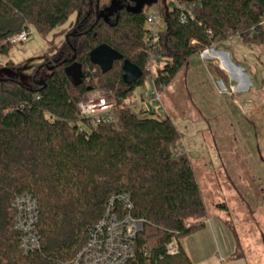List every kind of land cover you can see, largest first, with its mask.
<instances>
[{"label": "trees", "instance_id": "trees-1", "mask_svg": "<svg viewBox=\"0 0 264 264\" xmlns=\"http://www.w3.org/2000/svg\"><path fill=\"white\" fill-rule=\"evenodd\" d=\"M179 1L194 5V20L181 23L169 0H0L3 55L11 48L8 38L21 30L45 35L74 14L62 43L33 69L31 86L17 76L0 77V264L67 263L108 200L121 194L132 202V216L144 220L126 264H192L180 241L204 226L207 210L189 158L173 151L180 132L167 115L123 105L149 75L145 17L156 7L164 25L153 79L163 90L192 56L230 36L264 44V0ZM100 44L138 66L141 77L123 84L121 61L102 73L88 59ZM73 61L82 67L78 86L64 73ZM96 88L113 93L116 122L80 132L78 102ZM22 193L38 205L40 248L27 254L18 249L11 205ZM172 238L178 251L169 254Z\"/></svg>", "mask_w": 264, "mask_h": 264}, {"label": "rangeland", "instance_id": "rangeland-1", "mask_svg": "<svg viewBox=\"0 0 264 264\" xmlns=\"http://www.w3.org/2000/svg\"><path fill=\"white\" fill-rule=\"evenodd\" d=\"M73 20L74 14L45 35L30 27L32 35L26 41L11 44L8 54H0V77L17 76L31 86L33 69L55 52ZM156 27L163 29L161 17ZM212 49L217 52L208 48L192 56L189 66L163 88L161 116H169L180 132L173 151L189 158L207 215L218 213L250 262L264 264V44L230 36ZM9 60L13 66H6ZM151 88L148 75L123 105L148 111L141 98ZM94 93L113 102V93L99 88L84 96Z\"/></svg>", "mask_w": 264, "mask_h": 264}, {"label": "built area", "instance_id": "built-area-1", "mask_svg": "<svg viewBox=\"0 0 264 264\" xmlns=\"http://www.w3.org/2000/svg\"><path fill=\"white\" fill-rule=\"evenodd\" d=\"M170 3L179 11V21L185 23L194 20L193 4H184L179 0H170ZM160 14L156 7L146 14V24L149 34L145 41L148 44V64L145 69L149 72L152 88L144 91L141 100L150 107L148 111L156 115L165 113L161 102V92L154 83L155 64L159 57V33L156 25ZM264 27V20L262 21ZM30 27L8 38L11 44L26 41L31 36ZM204 49L202 54L206 53ZM200 52V53H201ZM154 104V108L151 106ZM79 131L84 132L100 124H113L116 122L113 102L104 94H87L78 102ZM14 209V230L18 233V249L27 254L40 248L37 233L38 205L36 199L29 193L14 196L12 200ZM132 202L126 194L111 197L105 207L102 218L94 224L87 233V238L74 257L63 264H126L134 256L135 238L142 229L144 220L131 214ZM169 254L178 251L174 238L166 244Z\"/></svg>", "mask_w": 264, "mask_h": 264}, {"label": "crops", "instance_id": "crops-1", "mask_svg": "<svg viewBox=\"0 0 264 264\" xmlns=\"http://www.w3.org/2000/svg\"><path fill=\"white\" fill-rule=\"evenodd\" d=\"M236 238L218 213H208L204 226L182 238L180 244L192 264H252Z\"/></svg>", "mask_w": 264, "mask_h": 264}, {"label": "water", "instance_id": "water-1", "mask_svg": "<svg viewBox=\"0 0 264 264\" xmlns=\"http://www.w3.org/2000/svg\"><path fill=\"white\" fill-rule=\"evenodd\" d=\"M88 59L102 73L109 71L115 61H121V80L127 86L135 83L142 75V71L138 66L131 63L128 59H123L120 53L106 44H100L94 47L88 53ZM64 73L73 86L81 84L83 73L80 63L76 61L71 62L64 67Z\"/></svg>", "mask_w": 264, "mask_h": 264}]
</instances>
